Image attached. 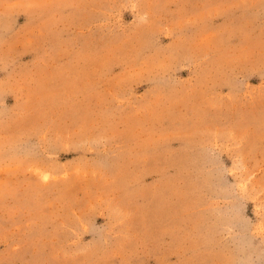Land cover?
<instances>
[{
  "label": "rangeland",
  "instance_id": "1",
  "mask_svg": "<svg viewBox=\"0 0 264 264\" xmlns=\"http://www.w3.org/2000/svg\"><path fill=\"white\" fill-rule=\"evenodd\" d=\"M0 264H264V0H0Z\"/></svg>",
  "mask_w": 264,
  "mask_h": 264
}]
</instances>
